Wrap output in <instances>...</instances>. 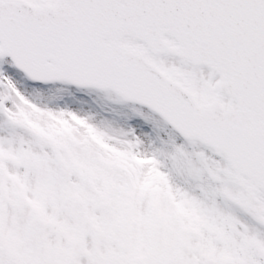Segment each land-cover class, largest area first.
I'll list each match as a JSON object with an SVG mask.
<instances>
[{
    "label": "snow or ice",
    "instance_id": "obj_1",
    "mask_svg": "<svg viewBox=\"0 0 264 264\" xmlns=\"http://www.w3.org/2000/svg\"><path fill=\"white\" fill-rule=\"evenodd\" d=\"M57 84L155 112L175 155L36 102ZM157 180L198 233L163 193L157 229ZM0 264H264V0H0Z\"/></svg>",
    "mask_w": 264,
    "mask_h": 264
},
{
    "label": "rangeland",
    "instance_id": "obj_2",
    "mask_svg": "<svg viewBox=\"0 0 264 264\" xmlns=\"http://www.w3.org/2000/svg\"><path fill=\"white\" fill-rule=\"evenodd\" d=\"M57 88L66 89L62 92L43 93L36 97V102L42 106L49 108L66 107L73 110L81 111L83 114L90 115L94 118V122L106 127L108 131L119 137L125 139L122 133L128 129L130 122L137 119L141 123H146L151 129V135L143 137L145 149L148 151L159 150V155L162 160L169 161L175 155L174 141L175 133L173 129L165 124L164 120L148 110L141 108L139 105L128 104L123 102L117 95L112 92H101L93 89H78L68 84H57ZM60 97L55 100L52 97ZM3 134L9 135L7 131ZM104 148L111 151L107 144ZM186 151L195 153L199 151L195 144L186 145ZM174 182L179 184L182 188H194L197 180L192 177L191 173L186 175L174 174ZM142 187H149L153 193L157 194L156 200V215H157V229L160 227L166 228L167 225L163 223L165 213L160 210V194H165L175 207L176 215L181 218V226L186 232H199L200 219L196 213L190 208L186 207V201L177 202L171 191L166 190L161 186L159 181L155 184H145ZM197 194H199L197 192ZM136 218L130 213L129 224L135 222ZM187 221V223H185ZM214 229L210 226L209 231ZM188 244L189 242H185ZM201 249L204 244L198 245Z\"/></svg>",
    "mask_w": 264,
    "mask_h": 264
},
{
    "label": "water",
    "instance_id": "obj_3",
    "mask_svg": "<svg viewBox=\"0 0 264 264\" xmlns=\"http://www.w3.org/2000/svg\"><path fill=\"white\" fill-rule=\"evenodd\" d=\"M80 87H85V88H95V87H91V86H86V85H82V86H80ZM97 89V88H96ZM99 90H102V91H113V90H111V89H99ZM113 92H115V91H113ZM116 93V92H115ZM117 94V93H116ZM118 95V94H117ZM118 96H120V95H118ZM124 101H126V102H130V103H135V104H139V103H137V102H135L134 100H132V99H124L122 96H120ZM171 126V125H170ZM172 127V126H171Z\"/></svg>",
    "mask_w": 264,
    "mask_h": 264
}]
</instances>
